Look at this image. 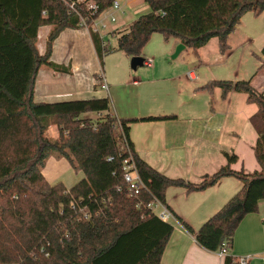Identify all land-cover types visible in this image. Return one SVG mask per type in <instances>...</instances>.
I'll return each instance as SVG.
<instances>
[{
    "label": "trees",
    "instance_id": "1",
    "mask_svg": "<svg viewBox=\"0 0 264 264\" xmlns=\"http://www.w3.org/2000/svg\"><path fill=\"white\" fill-rule=\"evenodd\" d=\"M86 1L94 2L97 15L113 0ZM182 1L144 0L150 10L148 20L136 18L115 30L114 47L102 46L98 34L90 32L100 66L113 50L141 56L154 32L164 39H178L193 52L216 37L220 51L225 52L228 35L241 16L248 11L259 15L264 10V0H230L229 12L224 17L219 14L218 24L201 31L195 24L198 33L192 35L170 23L174 16L171 7ZM80 11H86L84 3ZM78 21L62 0H0V264H162L173 227L159 219L148 204L157 200L165 205V190L170 186L197 191L222 177L234 176L240 180V188L197 230L181 221L202 248L218 252L224 243L229 250L241 220L257 212L264 199V93L249 80H211L203 86L219 87L223 98L230 91L245 93L246 100L256 104L250 121L257 133L253 146L257 170L231 169L237 156L224 152L226 164L197 183L170 178L138 156L129 138V124L138 119L113 115L107 97L34 100L40 65L70 73L68 66L50 61L49 56L58 33L81 28ZM42 25L51 28L46 50L39 55L35 42ZM259 61L258 71L264 67V46ZM87 112L99 116L96 120L82 116ZM51 126L56 128L53 136L48 134ZM51 156L66 159L84 177L70 187L49 183L42 168ZM129 157L144 185L137 194L130 193L123 180L124 161ZM223 264H236L235 257L228 253Z\"/></svg>",
    "mask_w": 264,
    "mask_h": 264
},
{
    "label": "crops",
    "instance_id": "2",
    "mask_svg": "<svg viewBox=\"0 0 264 264\" xmlns=\"http://www.w3.org/2000/svg\"><path fill=\"white\" fill-rule=\"evenodd\" d=\"M208 1L184 0L180 3L194 4L191 12L200 19L211 13ZM214 1L221 5L219 0ZM190 24V27L173 26L194 35L197 22L192 20ZM50 28V25L38 28L35 47L39 55L46 50ZM236 28L237 25L228 35L225 52L220 51L216 37L214 43L210 42L212 37L195 52L184 46L175 57L191 53L192 58L184 64H161L152 58V63L147 64L142 52V65L132 69L130 64L127 67L131 57L115 50L123 53L125 58L112 74L109 71L107 74V70L105 72L100 66L90 32L83 28L63 29L53 40L49 60L68 66L70 73L54 72L40 65L34 80V100L55 102L107 97L109 111L113 115L138 119L129 124V138L138 156L170 178L197 183L202 176L210 175L226 164L224 152L237 156L236 161L230 164L231 169L254 172L258 169L253 150L257 133L250 117L257 110L256 104L247 101L246 94L242 92L230 91L223 98L219 87H203L211 80L236 81L249 76L245 72L244 60L249 59L250 48L246 51L243 44L250 39L237 33ZM119 29L110 27L103 35L115 36L114 31ZM164 40L169 41V54L181 43L173 37ZM107 47L111 46L107 44ZM238 51H242V58L233 60ZM260 57L257 55L258 61ZM189 71L195 74L194 80L186 77ZM100 72L105 78L107 91L98 83ZM251 76V85L264 93V73L258 76L255 72ZM89 115L95 116L96 113L82 114L84 117ZM148 116L171 117L140 120ZM42 174L49 183L62 182L66 187L84 177L82 171H74L66 159L53 156L45 161ZM240 186L238 178L225 176L203 190L168 187L164 206L173 214L166 221L173 229L162 252L161 263L223 264L224 256L199 246L182 222L197 230ZM161 208L156 206L155 212ZM228 253L234 257H247L246 264H264V199L259 201L257 212L249 213L241 220Z\"/></svg>",
    "mask_w": 264,
    "mask_h": 264
},
{
    "label": "rangeland",
    "instance_id": "3",
    "mask_svg": "<svg viewBox=\"0 0 264 264\" xmlns=\"http://www.w3.org/2000/svg\"><path fill=\"white\" fill-rule=\"evenodd\" d=\"M121 5V10L114 12V16L116 18L115 22H108V29L110 27L116 26L119 27L121 30L123 26L121 25L122 22H129L132 19L136 18H142L144 20H148L150 10L148 5L144 2V0H129L128 2H125V0H118ZM222 5H224V9L221 8V5L217 3L214 0H209L208 3L210 4V10L213 9L214 13L211 12L210 14H207V16H202V18L197 19L196 15L195 17H192V13L195 14L193 11L191 12V9H193L192 3H178L171 7V13H173V21L170 23L172 25L178 26V27H190L192 20H195L197 22V26L199 27L198 31L207 29L213 25L218 24V16H225L229 12V1L230 0H219ZM214 4V5H213ZM214 6V8H212ZM215 11H218L219 13H216ZM222 11V12H221ZM107 12L103 13L106 15ZM222 13V14H221ZM217 14V15H216ZM221 14V15H219ZM216 16V17H215ZM175 22V23H174ZM120 25V26H119ZM105 30L104 32H106ZM195 32V34L198 33ZM236 32L245 35L249 41H246L243 45L246 49L250 48V57L249 59L244 60V68L245 72L249 73V76L244 80H249L256 71V74L258 76L263 75L264 73V67L257 70L260 61H258L256 58L257 55L261 56V48L264 46V10L259 15H253L251 11L245 12L241 18L239 24H237ZM194 34V35H195ZM117 33L115 36L110 35H104V41L106 44H108L111 47L115 46V39H116ZM216 38H212L210 42H215ZM108 42V43H107ZM169 42V41H168ZM166 40H164L161 36V34L154 32L151 34L150 39L148 43L144 46L142 52L146 59L152 58L153 61L157 59V62L161 64H184L189 59L192 58L191 53H182L178 58H171L172 54H169L167 52V44H169ZM252 43V44H251ZM115 50L111 51L108 55H106L103 59V69L107 74L113 73L116 68L120 67V62L122 58L124 57L123 53L120 52H114ZM239 57L242 58V51H238L234 57L233 60H238ZM125 58V57H124ZM151 59V60H152ZM247 61H250L248 63ZM246 62V63H245ZM130 64V58L127 62V67H129ZM251 76V77H250ZM250 81V80H249ZM255 83V82H254ZM252 84V83H250ZM253 86V85H252ZM95 113V112H94ZM98 114L96 113L95 116H86L87 118H91L92 120H96L98 118ZM56 133V128L54 126L49 127L48 134L49 136H53ZM74 170V169H73ZM75 171V170H74Z\"/></svg>",
    "mask_w": 264,
    "mask_h": 264
},
{
    "label": "built area",
    "instance_id": "4",
    "mask_svg": "<svg viewBox=\"0 0 264 264\" xmlns=\"http://www.w3.org/2000/svg\"><path fill=\"white\" fill-rule=\"evenodd\" d=\"M127 0H125L126 2ZM64 5L66 6L69 13H74L78 16L79 21L78 25L85 29L88 32H93L98 34L102 41V46L106 45V42L104 41V31L108 30V22H115L116 18L114 16V12L121 10V5L118 0H113L112 4L107 8L106 11H101L97 15H94L97 7L92 1H86V0H62ZM81 3H84L85 5V12L80 11V5ZM106 15L103 13L107 12ZM107 46V45H106ZM147 64H151L152 60L147 59ZM186 77L189 80L195 79V74L193 71H189L186 73ZM98 83L101 87V89L107 91V85L105 82V78L103 74L100 72L98 76ZM125 168L123 173V180L124 183L127 185V190L130 193L137 194L140 192V190L144 187L137 171L135 168V164L131 157L127 158L125 161ZM156 206H161V210L155 212ZM148 208L162 221L166 222L170 218H172V213L159 201L154 200L151 203L148 204ZM218 254L220 256H225L228 254V250L226 249L225 244L223 243L218 251ZM236 264H246L247 263V257H235Z\"/></svg>",
    "mask_w": 264,
    "mask_h": 264
},
{
    "label": "water",
    "instance_id": "5",
    "mask_svg": "<svg viewBox=\"0 0 264 264\" xmlns=\"http://www.w3.org/2000/svg\"><path fill=\"white\" fill-rule=\"evenodd\" d=\"M184 49V44L178 43L174 49V52L171 55V58H175L180 51ZM144 58L142 56H133L130 58V66L132 69H135L137 66L142 65Z\"/></svg>",
    "mask_w": 264,
    "mask_h": 264
}]
</instances>
